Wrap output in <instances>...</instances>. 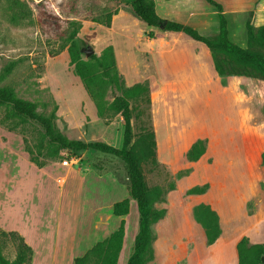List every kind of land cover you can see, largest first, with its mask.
Masks as SVG:
<instances>
[{
    "label": "rangeland",
    "instance_id": "1",
    "mask_svg": "<svg viewBox=\"0 0 264 264\" xmlns=\"http://www.w3.org/2000/svg\"><path fill=\"white\" fill-rule=\"evenodd\" d=\"M115 10L118 13L112 16L110 27L95 21L105 20L107 13ZM249 19L255 26L264 25V0H252L251 8L233 26L239 27L240 35H236L246 40ZM70 20L81 24L75 40L84 50V58H89L85 53L89 49L100 56L106 46L118 47L117 68L124 86L148 83L154 96L158 92V101L151 104L131 100L135 108L133 141L150 127L156 128L158 163L145 162L143 170L149 186L163 190L162 200L155 207L166 210L165 217L152 225L153 259L149 264H191L192 249L200 248L203 242L193 209L206 199L218 214L220 209L225 213L220 206L222 182L234 199L244 195V186L236 179L253 182L250 187L264 201V81L242 83L237 76L221 78L214 66V71L201 80H155L152 55L142 49L155 46L156 41L149 37L151 29L123 0H0V88H12L16 97L34 103L38 113L49 115L56 108L55 123L70 140L103 141L120 148L124 131L120 114L98 116L94 101L70 65ZM229 37L235 42L233 32ZM124 42L126 56L121 49ZM120 94L121 90L110 88L107 102ZM8 111L5 106L0 108V228L20 229L30 241L34 230L45 245L59 238L61 248L55 252L53 264H67L69 259L66 263L61 260L67 238L73 243L85 236L83 255L124 219L126 236L118 264H127L139 212L136 201L130 199L126 164L119 157L92 149L56 151L41 125L8 118ZM197 140L204 141L205 153L199 160L190 161L187 152ZM32 158L38 167L30 163ZM78 169H83V177L76 173ZM63 176L67 183L61 188L57 179ZM197 186H205L206 192L189 193ZM102 192H108L101 206L104 216L93 229L90 224L99 219L93 212ZM125 198L130 199L128 215L117 217L108 211L106 200ZM84 203L94 208L86 220L82 217ZM229 211L228 217L236 215ZM190 229L192 238L184 235ZM258 238L261 240L252 243L264 244V225ZM1 245L4 255L14 260L17 247L13 239L2 237ZM51 255L46 246L43 254L36 253L33 264H51ZM205 264H238L236 245H226L219 256Z\"/></svg>",
    "mask_w": 264,
    "mask_h": 264
},
{
    "label": "trees",
    "instance_id": "2",
    "mask_svg": "<svg viewBox=\"0 0 264 264\" xmlns=\"http://www.w3.org/2000/svg\"><path fill=\"white\" fill-rule=\"evenodd\" d=\"M131 6L133 14L148 27L161 29L160 32L150 30L149 37L160 44L165 42L167 32L183 33L194 41L203 43L212 54L215 70L221 76H244L264 81V25L255 26L249 19L246 22L247 46L241 47L229 37L228 20L222 3L216 0H206L213 5L219 14V29L212 34H203L197 29L183 23L165 20L156 10L155 0H123ZM107 13L105 20H95L110 27L112 16L117 14ZM73 30L69 36L67 48L70 65L74 67L75 74L81 79L88 95L94 101L99 117H109L120 114L123 118V143L120 148L103 141L84 142L70 140L57 127L55 123L56 108L44 115L36 111L34 103L25 101L15 96L10 87L0 88V108L9 109L7 117L18 118L21 121L33 120L45 131V136L56 151L62 149L82 152L92 149L98 153L110 154L122 159L127 166L128 190L130 199L137 203L139 212V225L133 245V251L127 264H149L153 259V232L152 225L165 217L166 210L158 209L155 204L162 200L163 190L159 186L150 187L144 170L145 162L158 163V142L155 126L148 132L140 135L133 141L131 100L151 104L157 98L148 83H136L132 86H124V81L118 71L116 55L113 45L106 46L100 56L91 55L83 57V51L75 38L81 28V24L75 20L69 22ZM64 46L61 48L63 49ZM14 64L7 67V72ZM121 90L111 103L106 100V94L110 88ZM153 98V100H152ZM154 100V101H155ZM205 153L203 140H197L187 152L190 161L199 160ZM36 163V159H30ZM264 164V151L261 154ZM96 168L101 169L98 165ZM206 187H194L189 190L191 194H203ZM130 199L125 198L114 203L113 213L117 217L126 216L130 211ZM193 215L205 231L208 244H213L221 235L220 217L211 205L197 204L193 209ZM125 220L122 219L119 227L107 238L98 241L82 256L74 259V264H118L125 237ZM10 237L16 243L17 253L14 260H9L3 253L1 245L2 237ZM238 264H260L264 254V245L252 244L247 238H242L237 244ZM32 249L24 238L15 231L0 229V264H31Z\"/></svg>",
    "mask_w": 264,
    "mask_h": 264
},
{
    "label": "crops",
    "instance_id": "3",
    "mask_svg": "<svg viewBox=\"0 0 264 264\" xmlns=\"http://www.w3.org/2000/svg\"><path fill=\"white\" fill-rule=\"evenodd\" d=\"M156 1V10L159 16L164 18L165 20L177 21L183 23L185 25H189L199 32L203 34H212L218 31L219 29V14L215 7L209 4L206 0H155ZM224 6V12L226 18L228 20V29L229 32H233L235 35V42L241 47H246L247 40L244 37H238L239 27L235 29L233 26L236 23L238 25L239 18L243 17L245 11H248L252 6V0H216ZM229 15L231 18L229 19ZM240 20V22H241ZM151 30L154 28L149 27ZM237 34V35H236ZM118 47H115V55L116 59L118 58ZM123 54L127 55V46L125 42L123 47L121 48ZM143 53H151L152 58L155 64V80H167V81H191L194 79L201 80L206 76V74L211 73L213 70V59L211 51L201 42H197L187 37L183 33L176 32H167L165 42L160 44L156 41V45L152 47H148V45L144 46L142 49ZM215 68V67H214ZM221 77V76H220ZM228 76H222L221 78H225ZM232 78H236L235 76H231ZM231 77H228L229 79ZM237 79L242 80V83H246V81H253L252 78L237 76ZM165 90V89H163ZM153 100V98H152ZM158 101V95L156 100L152 101V103ZM158 140V138H157ZM34 166L38 167L36 163L29 160ZM93 167V166H90ZM78 171V172H77ZM76 171L80 177H83V169H78ZM82 171V172H81ZM81 172V173H80ZM103 173V172H101ZM241 176V175H237ZM60 187L62 188L67 183V177L63 176L57 179ZM236 182L240 185H243L244 195L242 198L238 199L232 196L228 190V186H224L223 182L221 184L220 189V206L221 208L224 206L226 212L222 209L219 211L220 217V226H221V235L220 237L213 243L208 244L205 231L200 223H198L194 217L195 225L201 230L203 242L200 248L195 247L191 251V264H205L211 257L219 256L221 254L222 249H225L226 245L235 244L237 248L238 242L242 238H247L251 243L252 241L261 240L258 238L262 233V226L264 225V201L260 197L259 193L252 186L253 182H247L246 180L240 182L239 180ZM239 190V189H238ZM264 190V188H263ZM240 191V190H239ZM63 192V191H62ZM235 193V191H234ZM242 193V192H240ZM108 192H102L101 197L99 198V205L94 212L92 211V207H89L87 203H84L82 210L83 220L87 219L91 213L99 215V219L91 222L90 226L94 229L97 225L102 223L100 216H104L102 204L105 203V196H107ZM109 203V209L113 211L114 203L118 202L115 199L106 200ZM211 205L206 199H203L202 202ZM199 204V203H198ZM112 206V207H111ZM236 209V211H235ZM232 210L233 214L230 217V211ZM92 211V212H91ZM114 214V213H113ZM125 217V216H121ZM236 217V218H234ZM4 230L3 228H0ZM13 229V228H10ZM15 231L20 234L25 242L31 247L32 255H31V264L35 260L36 253L39 251L43 254L44 249L47 247L51 250V264L55 261V252L59 250L60 240L55 237L53 239V244L45 245L42 241L43 238L39 236L38 232L33 230L30 237H27L25 233L17 229ZM6 231V230H4ZM9 232V231H7ZM91 232V231H90ZM188 237H193L192 231L190 229V233L184 234ZM126 236V235H125ZM236 236V237H234ZM85 236H82L80 240H75V242H69V238L65 241V245L62 246L63 254L61 253V260L67 264H74V259L82 256L81 252L84 250L83 242ZM125 239V237H124ZM38 242V243H37ZM97 243V242H96ZM95 243V244H96ZM124 244V243H123ZM255 244V243H252ZM264 245V244H263ZM92 247V246H91ZM90 247V248H91ZM89 249V248H87ZM85 250L83 254L86 252ZM122 251V250H121ZM121 254V253H120ZM238 254V251H237ZM80 255V256H79ZM40 263V261H38ZM55 263V262H54Z\"/></svg>",
    "mask_w": 264,
    "mask_h": 264
},
{
    "label": "water",
    "instance_id": "4",
    "mask_svg": "<svg viewBox=\"0 0 264 264\" xmlns=\"http://www.w3.org/2000/svg\"><path fill=\"white\" fill-rule=\"evenodd\" d=\"M82 51H84V50L82 49ZM85 53H86L87 57H90L91 55H93L95 53V51L93 49H89V50H86ZM260 264H264V254L261 256V263Z\"/></svg>",
    "mask_w": 264,
    "mask_h": 264
},
{
    "label": "built area",
    "instance_id": "5",
    "mask_svg": "<svg viewBox=\"0 0 264 264\" xmlns=\"http://www.w3.org/2000/svg\"><path fill=\"white\" fill-rule=\"evenodd\" d=\"M64 163L67 164L68 163V160H65Z\"/></svg>",
    "mask_w": 264,
    "mask_h": 264
},
{
    "label": "bare ground",
    "instance_id": "6",
    "mask_svg": "<svg viewBox=\"0 0 264 264\" xmlns=\"http://www.w3.org/2000/svg\"><path fill=\"white\" fill-rule=\"evenodd\" d=\"M27 219V218H26Z\"/></svg>",
    "mask_w": 264,
    "mask_h": 264
}]
</instances>
